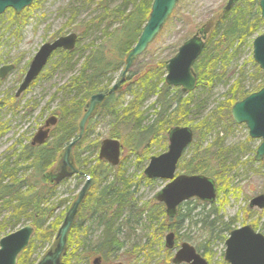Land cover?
<instances>
[{
  "label": "trees",
  "instance_id": "1",
  "mask_svg": "<svg viewBox=\"0 0 264 264\" xmlns=\"http://www.w3.org/2000/svg\"><path fill=\"white\" fill-rule=\"evenodd\" d=\"M152 2L153 0H122L119 4L112 5V0H80L81 5L78 7L73 6V3L67 4L70 15L60 31L69 29L77 32L78 44L73 51H58L55 54L57 59L52 63L53 69L66 66L70 71L75 68L78 70L64 83L66 98L64 97L65 100L53 111V114L59 117L58 124L46 144L33 147L29 142L18 138L7 149L8 154L0 158V238L28 223L35 227L33 237L27 248L19 255L17 264H35L56 236L57 223L62 217L58 216L59 207L54 203L57 195L55 186L49 183L44 174L57 163L62 149L77 139L78 125L91 96L100 91H107L115 81L114 75L117 72L121 75L126 56L137 43L149 18ZM84 4L86 7L95 4L96 13L90 20L81 23L78 18ZM27 9L18 15L8 9L10 26L23 25L29 16ZM214 23L215 27L205 44L206 47L194 65L199 80L198 86L208 89H211L214 82L229 77L227 65L235 58L236 52L243 46L248 45L251 48L253 37L262 34L257 33L264 27L259 11V0H244L226 14L222 12L216 16ZM98 32L100 33L98 37L82 45L81 42L87 35L91 34L92 37ZM60 35L59 32L57 36ZM166 62L141 65L137 74L131 69L126 84L133 83L129 87L132 98L127 104L118 103L113 94L103 103L100 117L103 122L105 120L111 122L110 135L121 139L128 151L143 148V154L146 152L148 155L153 143L158 144L169 129L191 124L188 115L191 112L189 99L193 92L181 93L176 87L166 85L164 79ZM253 65L255 78L251 83L249 81L248 86H245L247 75L245 76L243 71H238V77L229 84L224 100L217 103L214 110L205 117L191 124L198 141L202 142L209 134L214 133L223 118L231 123L233 104L264 86L262 83L264 74L257 64ZM45 73L44 71L43 74ZM257 80H260V83L256 86L254 83ZM146 92L156 96L154 105L157 104V117L151 125L142 123L141 108L145 104ZM13 100L16 101L15 98ZM92 131L89 122L76 148L90 138ZM216 136L206 147L200 149L201 151L196 149L194 152L196 157L182 163L181 167L185 172L214 175L216 182L219 183L220 172L225 169L223 164L227 159V153L220 147L218 140L220 132ZM99 144L100 141L92 140L88 147L92 151H86L95 155ZM239 147H232V151H239ZM83 155L84 153L80 151L76 154V167L86 174L91 173L90 178L93 179L95 188L87 194L81 205L79 217L83 218V221H98L102 231L93 241L88 240V235L80 237V248L69 252L62 264H91L96 256L102 257V264H109L111 260L120 257L118 256L120 253L124 254L123 233L116 218L124 211H128V214L141 213L139 215L141 218L147 205L139 208L141 212L136 210V205L133 206V192L126 186L127 181L123 178L120 167H112L98 156L94 157L95 164H92L93 161L88 162ZM60 202L67 203V200L63 199ZM159 207L160 205L156 204L153 210L148 212L150 221L156 222V216L160 215L157 210ZM212 210L207 216H204L203 212H196V215H200L196 225L202 228L206 239L210 240L218 239L216 236L218 226L222 225L221 229L224 230L231 226V223L223 221L215 209ZM79 217L71 231L77 230L80 236L83 226L79 223ZM193 219L194 215L189 211L186 215L178 217L177 221L182 225L185 221L193 222ZM169 228L163 223L157 227V231L164 234ZM202 241L204 240L200 238L197 243L201 246ZM221 264L228 263L223 260Z\"/></svg>",
  "mask_w": 264,
  "mask_h": 264
},
{
  "label": "rangeland",
  "instance_id": "2",
  "mask_svg": "<svg viewBox=\"0 0 264 264\" xmlns=\"http://www.w3.org/2000/svg\"><path fill=\"white\" fill-rule=\"evenodd\" d=\"M121 1L112 0V5L119 4ZM227 2V0H179L178 6L164 25V28L148 46L147 51L137 58L138 60L131 69L135 70L137 74L140 71L138 68L141 65L149 63L157 64L170 60L178 52L180 45L186 39L190 38L203 23L208 21L212 16L222 13L221 11ZM70 3H73V6L77 7L81 5L80 0H34L33 4L26 10L29 16L21 26H10L9 11L0 15V64L15 62L17 65L6 80L3 81L0 79V158L8 154L7 149L18 138L22 137L25 142L31 140V137L38 130V127L43 125L47 116L51 115V112L65 100L63 99L66 94L63 90L64 83L78 69L75 68L70 71L66 66L53 69L52 62L57 59V56H55L44 70L46 72L45 75L33 83L32 87L18 101L17 107L19 108V112H16L14 110L15 108L12 110L9 108V106L14 105H11V95L18 87V79L21 77V74L26 72L29 67V62L41 45L54 40L59 32L61 36L72 32L69 29L60 31L70 15V11H67V7L69 6L67 4ZM82 7L84 9L78 18L81 23L90 20L96 13L95 4L91 7H86L84 4ZM258 32L264 33V29ZM99 35V32L92 37L91 34L87 35L84 41L82 40V45L93 41ZM253 64L252 47L250 48L248 45L243 46L236 52L235 58L227 65V75L229 77L214 82L211 89L198 86L189 99L191 100V112L188 115V120L191 121V124L205 117L211 110H214L217 103L224 100V95L229 88V84L238 77V71L245 72V76L247 75L248 77L245 86H248L249 81L251 83V80L255 78ZM118 77H120V72L114 75L115 81ZM259 83L260 80H257L254 85L257 86ZM262 83L264 85L263 81ZM132 84L129 83L128 85L127 83L120 93H118V103L127 104L132 98V92L129 89ZM176 89L181 92L180 88ZM145 97V104L141 108L143 113L142 123L143 125H151L157 117V104L154 105L156 103V96L151 92L150 94L146 92ZM2 101L4 105H1ZM42 115H44V119ZM230 119L231 123L229 120L227 122L223 118L218 126H216L217 129L214 133L209 134L206 139L202 140L203 143L208 144L217 137L218 132H220V136L225 137L223 150L227 153V159L223 164L225 165V169L220 172L219 183L217 182L218 198L214 206L219 213L218 215L224 221L233 223L231 225L233 228L243 227V225L248 224L264 236V208L263 210H250L248 208V203L252 197L264 193V159L261 162L255 161L254 159L262 139L251 138L249 129H247L245 124H236L231 115ZM89 122L93 129L90 138L88 137L85 140L86 142L79 145L78 148H76L77 145L74 147L70 159L75 161V156L80 151L84 153L83 157L88 162L93 161L92 164H95L94 157L98 156L99 149L95 155L93 152L89 154L86 151H92L88 149L91 141L98 140L101 142L110 137L115 138V136L110 135L112 129L110 121L105 120L103 122V119L97 115L95 118L89 119ZM88 123L86 126H88ZM191 124L188 126L191 127ZM119 140L121 141V139ZM167 143V139L159 141V145L155 146V153H164L168 146ZM237 146H240V150L232 151V147ZM192 149H187L186 154L189 158L193 155ZM64 151L65 149L60 153L57 163L49 171L56 170L58 172L59 167L62 165ZM121 157L120 168L123 178L127 181L126 186L133 192V206H137L136 210L138 212H141L139 208L142 209L145 205L147 206L144 208V211L152 210L155 204V193L165 185L166 181L157 180L155 183L143 181L142 169L138 166L140 156L134 152L123 151ZM179 171L183 172L182 169ZM87 176L90 178L91 173L87 174ZM87 176L81 175L79 178L72 176L53 185L55 186V192H57L54 200V203L59 207L57 214L62 217L57 223L56 233L60 229L67 211L77 198L80 187L86 182ZM93 188H95V184L92 181L90 190ZM63 199H66L67 203L63 202L60 204V201ZM140 214L136 212L134 214L124 212L121 216L122 220L125 218L124 223L128 227L127 229L125 228L123 239L125 244L124 253L126 254L120 253L118 255L120 257L116 259H119L124 264H172L170 262L171 256L164 248L166 242L164 237L166 234H160L157 231L158 225L156 222L152 224L151 221L145 220V217L141 220ZM86 226H88L87 223ZM89 226L90 228L84 230L80 236L75 229L69 233L68 246L64 258L72 250L80 248V237L88 235L89 241H93L98 237L99 231H97V226L93 223ZM184 229L189 238L196 237L194 239L199 240L202 232L201 228L194 224L188 226L187 223ZM198 233H200L199 236ZM5 235L7 234L2 235L1 238ZM56 236L50 244V247L40 255V258L54 247ZM224 236L227 238V234H224ZM180 243L181 241L179 245ZM208 247L211 249V252L203 254V256L209 260L210 264H221L225 251V241L219 238H213Z\"/></svg>",
  "mask_w": 264,
  "mask_h": 264
},
{
  "label": "water",
  "instance_id": "3",
  "mask_svg": "<svg viewBox=\"0 0 264 264\" xmlns=\"http://www.w3.org/2000/svg\"><path fill=\"white\" fill-rule=\"evenodd\" d=\"M34 0H0V15L6 13V10L11 8L16 13L22 12L25 8L30 6ZM179 0H153L149 18L143 26V30L139 35L137 43L131 48L126 56V64L118 82L110 88L109 93L116 91L124 82L129 69L133 65L136 58L143 54L152 43L158 33L163 29L168 18L171 16L174 9L177 7ZM237 0H228L224 10H229ZM261 16L264 19V0L260 1ZM216 18V17H214ZM214 18L198 30L190 39L185 41L178 53L171 57L166 64L167 74L165 76L166 82L170 86L180 87L183 92H192L197 84L196 72L194 70V63L200 57L207 39L208 33L211 31L214 23ZM78 35L73 32L68 35H62L51 42H46L41 45L37 54L31 60V65L26 72V76L18 89L17 95L22 91L27 90L42 70L48 64L49 58L55 50H73L77 45ZM253 58L255 63L259 64L264 73V34L258 35L253 41ZM14 65H3L0 68V76L2 78L13 69ZM105 93H97L87 102L86 111L79 122V133L77 139L72 140L64 151L62 156V169L69 177L79 175L80 169H76L73 161L70 159L71 152L78 142L83 138L86 124L88 120L94 116L98 106L105 99ZM232 119L236 124H245L249 129L251 138L262 139L260 146L257 148L254 159L261 161L264 158V86L257 92H253L246 96V98L237 101L231 107ZM58 121V117L50 116L46 121L45 128L40 129L33 137L32 145L44 144L47 140L51 126H54ZM169 149L167 152L159 156H153L148 163L144 173L149 178L161 177L169 179L171 182L167 183L156 197L164 202L167 213L174 216L177 211V205L184 200L191 197H197L203 201H214L216 195L215 180L203 174L185 175L180 174L174 178L177 168V161L183 155L185 148L191 144L194 138V132L189 126H174L169 131ZM99 158L106 160L110 165H118L121 161L122 145L118 139L108 138L104 139L100 144ZM71 171L66 173V169ZM50 175V172L45 174V178ZM61 178V179H62ZM58 179V182L61 180ZM90 180L80 188L77 198L73 201L70 209L56 233V242L54 247L41 256L40 260L35 264H62L64 254L67 249V242L69 233L74 225V221L78 214V210L87 196L90 187ZM53 184L54 181L51 180ZM251 205H258L260 208L264 207V194L254 197L250 203ZM35 227L28 223L16 231L8 233L0 238V264H17L19 254L27 248ZM173 233L167 236V247H172L174 244ZM230 238L226 241V252L224 259L230 264H264V236L253 231L251 226H245L241 229L233 230L230 233ZM175 263L187 262L188 264H208L197 250L192 245L184 243L176 254ZM100 258H95L94 263H99ZM115 264H122L116 262Z\"/></svg>",
  "mask_w": 264,
  "mask_h": 264
},
{
  "label": "flooded vegetation",
  "instance_id": "4",
  "mask_svg": "<svg viewBox=\"0 0 264 264\" xmlns=\"http://www.w3.org/2000/svg\"><path fill=\"white\" fill-rule=\"evenodd\" d=\"M228 1V0H227ZM244 0H237V2L229 9V10H224V7H223V9H222V11L221 12H224L225 14L227 13V12H229L233 7H235L237 4H239V3H242ZM260 1L261 0H259V4H260ZM227 4V3H226ZM259 11H260V6H259ZM23 13V11L21 12V13H18V14H22ZM220 14H222V13H220ZM220 14H218V15H214V16H212L208 21H210V20H212L214 17H216V16H219ZM260 16H261V11H260ZM261 20L262 21H264V19L262 18V16H261ZM208 21H206L205 23H207ZM205 23H203V25H205ZM202 25V26H203ZM201 26V27H202ZM201 27L199 28V29H197L192 35H191V37L195 34V33H197L198 32V30H200L201 29ZM214 27H215V24L213 25V27H212V29H211V31L208 33V36H207V39H206V41H205V44H206V42H207V40H208V38H209V36L211 35V33H212V31L214 30ZM264 29V27H262V30ZM73 31V30H72ZM61 36V35H60ZM60 36H57V37H60ZM56 37V38H57ZM190 37V38H191ZM190 38H188V39H190ZM188 39H186L185 41H187ZM184 41V42H185ZM183 42V43H184ZM182 43V44H183ZM181 44V45H182ZM181 45H180V48H181ZM205 47H206V45H205ZM204 47V48H205ZM179 48V49H180ZM40 49V48H39ZM38 49V50H39ZM204 50V49H203ZM58 51H66L65 49H63V50H55V54L58 52ZM179 51V50H178ZM203 52V51H202ZM178 53V52H177ZM176 53V54H177ZM36 54H37V52H36ZM35 54V55H36ZM175 54V55H176ZM202 54V53H201ZM201 54H200V57H201ZM34 55V56H35ZM174 55V56H175ZM34 56H33V58H34ZM200 57L195 61V63L200 59ZM32 58V59H33ZM31 59V60H32ZM169 61V60H168ZM167 61V62H168ZM167 62H166V64H167ZM31 63V61L29 62V67H30V64ZM195 63H194V65H195ZM10 64H12V65H14V68L13 69H10V71L5 75V77L4 78H2V76H0V79L1 80H6L8 77H9V75H10V73L12 72V71H14L15 70V68H16V63L15 62H6V63H1L0 64V68L3 66V65H10ZM194 65H193V67H194ZM29 67H28V69H29ZM132 68V67H131ZM27 69V70H28ZM165 69H166V65H165ZM27 70H26V72H27ZM194 70H195V67H194ZM130 71H131V69H130ZM26 72L24 73V74H21V77L18 79V87H17V89L15 90V92L11 95V99H12V103H11V105L12 104H14V105H12V106H9V108H11V110L12 109H14L16 112H19V108L17 107V103H18V101L22 98V95L23 94H25L31 87H32V84L33 83H35L37 80H39V79H41L42 78V76L44 75L43 73H42V75H40L39 77H37L36 79H35V81L33 82V83H31L29 86V88L27 89V90H25V91H22V93L21 94H19V95H17V92H18V89L21 87L20 85H21V83H22V81L24 80V78H25V74H26ZM195 72H196V70H195ZM166 74H167V69H166ZM166 74H165V76H166ZM128 76V75H127ZM165 76H164V79H165ZM120 77H121V75H120ZM120 77H118V79L116 80V81H114V83L110 86V88H112V86H114L117 82H118V80L120 79ZM196 77H197V74H196ZM127 78V77H126ZM115 79V78H114ZM126 80V79H125ZM124 80V82L120 85V87L116 90V91H114V92H111V93H109L108 91L110 90V88L107 90V91H100V92H98V93H105L106 94V97H105V99L103 100V102L98 106V109L96 110V112H95V114H94V116L93 117H91L90 119H93V118H95L97 115L98 116H100L99 114L102 112L101 111V109H102V106L104 105L103 103L108 99V96H110V95H115V97H116V99H117V101H118V93H120V91L122 90V88L125 86V84H126V82L127 81H125ZM198 79H197V84H196V87L194 88V90H196V88L198 87ZM165 83H166V85H168L167 84V82H166V79H165ZM169 87H171L170 85H168ZM173 87V86H172ZM171 87V88H172ZM178 88H180V87H178ZM181 89V88H180ZM193 90V91H194ZM192 91V92H193ZM181 92L182 93H185V92H183L182 91V89H181ZM192 92H187V93H192ZM187 93H185V94H187ZM16 99V101H14L13 99L14 98ZM3 100V99H2ZM1 105H4V103H3V101L1 102ZM54 111V110H53ZM53 111L51 112V115H49V116H47V118L45 119V122L43 123V125H41V126H39L38 127V130L34 133V135L40 130V129H42V128H45V124H46V121L50 118V116H55L54 114H53ZM44 115H42V117H43ZM57 116V115H56ZM43 119H44V117H43ZM58 121H59V117H58ZM58 121L56 122V124L54 125V126H51L50 128H51V130H50V133H49V136H48V138H47V140L45 141V143L44 144H46V142L50 139V137H51V134H52V132L55 130V128H56V125L58 124ZM235 122V121H234ZM178 126H180V125H178ZM186 126H188V125H186ZM190 127V126H189ZM191 128V127H190ZM192 129V128H191ZM86 130V129H85ZM170 130V129H169ZM168 130V131H169ZM168 131L166 132V136H163V138H162V140L161 141H163V140H165V139H167V144H168V146H167V149L164 151V152H167L168 151V149H169V133H168ZM192 131L194 132V130L192 129ZM34 135L31 137V140H29V141H27V142H29L30 143V145L31 146H33V147H35V146H42V145H44V144H35V145H32V140H33V137H34ZM84 135V134H83ZM224 136H219V144H220V147H224V143H225V141H224ZM19 139H22V137L21 138H19ZM214 140V139H213ZM212 140V141H213ZM215 140H217V139H215ZM120 141V140H119ZM120 143H121V145H122V148H121V155H120V157L122 156V152L123 151H126V152H134V153H136V154H138V156H140L139 158H140V162L138 163V166H140V168L142 169V179H143V181H146L147 183H155V181H157V180H161V181H166L165 182V185L164 186H162V188L161 189H159L156 193H155V196H154V198H155V204H154V206L156 205V204H159L160 205V207H159V209H157V210H159V212H160V215L159 216H156L157 218L156 219H158L157 221H156V224L159 226L160 224H165V226L166 227H170L169 228V230H168V232H166V233H164V234H166L165 235V237H164V240L166 241L165 242V249H166V251H168L169 253V255L171 256L170 257V262L172 263V264H178V263H175V261H173L174 260V258H175V256H176V254L179 252V249L182 247V245L184 244V243H188L189 245H192L194 248H195V250H197V253H199L200 254V256H202L205 260H207L204 256H203V254H208L209 252H211V249H209V247H208V245L210 244V242H211V240L213 239H206V235H205V232L202 230V232H201V235H200V233H198V236L200 235V237H199V240H200V238L201 239H203L204 241H202V244H201V246L197 243V241L198 240H195L194 238H196V237H193V238H189L188 236H187V234L185 233V224H187V222L185 221L184 223H182V225H179V221H177V219H178V217H180V216H184V215H186L189 211H192V214L194 215V219H193V222H189L188 223V226L189 225H192V224H194L195 226H197V227H199L198 225H196V221L198 220V219H200L199 218V214L198 215H196L197 213H199V212H203V215L204 216H207V214H210V212H212L213 210L212 209H215L216 210V208H215V203H216V201H217V198H218V184H217V182H216V180H215V178L212 176V175H210V174H203V173H197V174H203V175H206V176H210V177H212L214 180H215V183L217 184L216 185V195H217V197H216V199L214 200V201H209V202H207V201H203V200H201V199H199V198H197V197H191V198H188V200H184V201H182L181 203H179L178 205H177V211H176V214L174 215V216H170L168 213H167V210H168V208H166V206H165V204H164V202H162V201H160L157 197H156V195L162 190V189H164L165 188V186H166V184L167 183H169V182H171V180H169V179H163V178H161V177H154V178H149V177H147L146 175H145V173H144V171H145V169H146V167H147V165H148V163L150 162V160H151V158H153V156H159V155H161V154H163V153H161V154H156L155 153V146L156 145H158L157 143H153V147H151V150H150V152L148 153V155H146V152L143 154V148H142V150L139 148V149H137L136 151H128L126 148H125V146L123 145V142H122V140L120 141ZM199 144H201V146H198ZM205 145H207V144H205V143H203V142H200V141H198L197 139H196V132H194V138H193V141L191 142V144H189L186 148H185V150H184V152L182 153L183 155L181 156V158L177 161V163H176V165H177V168H176V171H175V174H174V178H176L178 175H180V174H185V175H197V174H191V173H188V172H185V170H183V168L181 167L182 166V163L184 162V161H186L189 157L187 156V154H186V152H187V149H189V148H193L191 151H193V155L192 156H190V158H192V157H196V155H195V151H196V149L198 150V151H201L200 149H203L204 147H206ZM64 149H66V148H64ZM63 149V150H64ZM62 150V151H63ZM61 151V152H62ZM60 152V153H61ZM98 153H99V151H98ZM60 155V154H59ZM59 157V156H58ZM121 159H122V157H121ZM264 159V158H263ZM263 159H261V160H263ZM73 161V164H74V166H75V168L76 169H78L77 167H76V164H75V161L74 160H72ZM256 161V160H255ZM258 162H261V161H258ZM184 164V163H183ZM120 165H121V161H120V164H119V166H117V167H120ZM180 169H182L183 170V172H180L179 170ZM67 171H66V173H68L69 171H71L70 170V168H68V169H66ZM80 173H79V175H73L74 177H78L79 178V176H81V175H86L87 176V174L86 173H84V171H82L81 169H80ZM48 172H50V175L47 177L48 178V181H49V183L50 184H52L51 183V180H53L54 181V183H53V185H55V184H57L58 183V179L60 178H62V176L63 175H66L65 174V171L62 169V165L59 167V169H58V172H56V170H53V171H49L48 170ZM46 174V173H45ZM45 174H44V177H45ZM69 177H72V176H69ZM69 177H63L61 180H60V182H62L63 180H65V179H68ZM46 178V179H47ZM92 179V178H91ZM92 181H93V179L91 180V183H92ZM86 182H88L87 180H86ZM86 182L83 184V185H85L86 184ZM91 183H90V187H89V190H90V188H91ZM82 185V186H83ZM81 186V187H82ZM80 187V188H81ZM90 192V191H89ZM88 192V193H89ZM79 194V193H78ZM264 194V193H263ZM263 194H259V195H263ZM259 195H256V196H254V197H257V196H259ZM254 197H252V199L254 198ZM86 198V197H85ZM85 198H84V200H85ZM252 199H250V201H249V206H248V208L250 209V210H253V209H257V210H263V208H260L258 205H251L250 203H251V201H252ZM84 200H83V203H84ZM82 203V204H83ZM81 204V205H82ZM80 208H81V206H80ZM80 208H79V210H78V214H77V216H76V219H75V221L77 220V218L79 217V211H80ZM153 210V209H152ZM150 211V210H149ZM149 211H145L143 214H142V217L140 218L141 220H143V217H145V220H148V221H150L149 220V214H148V212ZM124 212H128V211H124ZM197 212V213H196ZM123 214H121V215H119L117 218H116V221H117V223L118 224H121V226H120V231L123 233L122 234V239H124V234H125V228L127 229L128 227L125 225V218H124V220H122L121 219V216H122ZM164 215V216H163ZM159 217V218H158ZM163 217H165V219L163 218ZM79 219L80 220H82L83 218H80L79 217ZM121 219V220H120ZM163 219L166 221V222H164L163 221ZM223 219V218H222ZM79 220V221H80ZM224 221V220H223ZM152 222V224L155 222L154 220H152L151 221ZM209 222H210V219H209ZM225 223H227L226 221H224ZM79 223H82V232L84 231V230H86V229H88V228H90V224H95L96 226H97V231H99L98 233H99V235L101 234V231H102V227L99 225V222L98 221H94V222H89L88 220H84V221H80ZM86 223L88 224V226H86ZM123 223H124V225H123ZM229 223H231V225L233 224L232 222H229ZM157 226V227H158ZM245 226H250V225H248V224H245V225H243V227H245ZM178 227V229H175V228H177ZM243 227H236V228H233V226H230V230L229 229H227V230H224V229H221L222 228V225L221 226H218V228L216 229V231L218 232V235H216V236H218V238L219 239H222V237L224 238V239H222L223 241H225V251H224V254H223V260L226 262V263H228V264H230L228 261H226V259H224V255H225V252H226V250H227V246H226V241L230 238L229 236H230V233L233 231V230H236V229H241V228H243ZM200 228V227H199ZM251 228L253 229V231H255L256 233H260V232H258L257 230H255L252 226H251ZM202 229V228H201ZM160 233V232H159ZM170 233H173L174 234V236H173V240H174V244H173V246L172 247H167V242H168V240L166 239L167 238V236H168V234H170ZM161 234V233H160ZM224 234L226 235L227 234V238H225V236H224ZM261 234V233H260ZM98 235V236H99ZM181 241V243H180V245H179V242ZM193 242V243H192ZM197 245V246H195V245ZM204 244V245H203ZM124 245V249H125V244H123ZM202 251V252H201ZM171 253H173V254H171ZM126 253H124V255H125ZM100 258V262L99 263H96V264H102V261H103V259H102V257L101 256H96V258ZM95 259V258H94ZM169 260V259H168ZM222 260V261H223ZM116 262H121V261H119V259H115V260H112V262H110L109 264H115ZM207 262H208V264H210V262H209V260H207ZM122 264H124L123 262H121ZM91 264H95L94 263V260H93V262L91 263ZM179 264H188L187 262H180Z\"/></svg>",
  "mask_w": 264,
  "mask_h": 264
},
{
  "label": "bare ground",
  "instance_id": "5",
  "mask_svg": "<svg viewBox=\"0 0 264 264\" xmlns=\"http://www.w3.org/2000/svg\"><path fill=\"white\" fill-rule=\"evenodd\" d=\"M9 233H11V232H9ZM8 234V233H7Z\"/></svg>",
  "mask_w": 264,
  "mask_h": 264
}]
</instances>
